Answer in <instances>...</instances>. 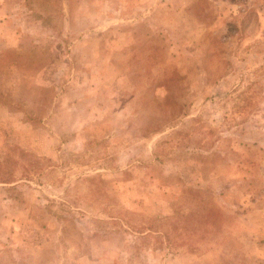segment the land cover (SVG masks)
Returning <instances> with one entry per match:
<instances>
[{"label":"rangeland","instance_id":"obj_1","mask_svg":"<svg viewBox=\"0 0 264 264\" xmlns=\"http://www.w3.org/2000/svg\"><path fill=\"white\" fill-rule=\"evenodd\" d=\"M0 264H264V0H0Z\"/></svg>","mask_w":264,"mask_h":264},{"label":"trees","instance_id":"obj_2","mask_svg":"<svg viewBox=\"0 0 264 264\" xmlns=\"http://www.w3.org/2000/svg\"><path fill=\"white\" fill-rule=\"evenodd\" d=\"M16 189V187H14ZM17 190V189H16Z\"/></svg>","mask_w":264,"mask_h":264}]
</instances>
